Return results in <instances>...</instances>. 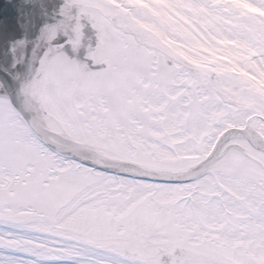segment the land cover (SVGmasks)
<instances>
[{"label": "snow or ice", "instance_id": "1", "mask_svg": "<svg viewBox=\"0 0 264 264\" xmlns=\"http://www.w3.org/2000/svg\"><path fill=\"white\" fill-rule=\"evenodd\" d=\"M0 3V264H264V0Z\"/></svg>", "mask_w": 264, "mask_h": 264}, {"label": "water", "instance_id": "2", "mask_svg": "<svg viewBox=\"0 0 264 264\" xmlns=\"http://www.w3.org/2000/svg\"><path fill=\"white\" fill-rule=\"evenodd\" d=\"M0 3H3L5 5V7L3 9V12L5 14H7L10 11L9 8H8L9 0H0Z\"/></svg>", "mask_w": 264, "mask_h": 264}]
</instances>
